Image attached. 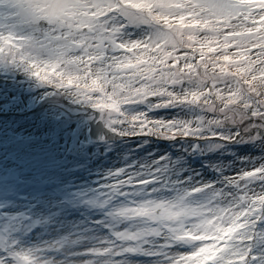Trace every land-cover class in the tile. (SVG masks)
I'll use <instances>...</instances> for the list:
<instances>
[{
	"label": "clouds",
	"instance_id": "clouds-1",
	"mask_svg": "<svg viewBox=\"0 0 264 264\" xmlns=\"http://www.w3.org/2000/svg\"><path fill=\"white\" fill-rule=\"evenodd\" d=\"M25 7L27 13L20 14L11 0H0V11L14 14L0 30V76L21 77L40 90L50 108L93 123L105 145L118 138L127 143L124 138L141 130V118L152 124L153 135L169 138L170 132L157 127L165 121L154 123L147 110L157 103L161 108L185 100L191 104L199 97L200 107L215 109L204 128L221 129L233 139L236 128L244 133L237 143L248 141L264 152V45L247 59L241 45L224 47L239 39L229 33L257 28L247 18L264 16V7L236 0L232 17L223 21L206 10L204 0H26ZM195 20L200 24L192 27ZM255 43V37L249 38V46ZM224 55L239 62L227 63ZM211 65L229 75H213ZM211 80H226L231 88L222 93ZM175 135L183 138V128ZM208 143L176 156L121 158V166L103 169L104 183L79 189L87 193L79 203L96 218V226L63 243L79 244L91 256L42 258L22 221L5 219L0 222V264H262L264 159L252 158L260 170L255 176H246L244 169L232 173L223 162L194 166L189 157L202 159ZM148 177L152 183L144 182ZM253 180L261 181L258 188L250 186Z\"/></svg>",
	"mask_w": 264,
	"mask_h": 264
},
{
	"label": "rangeland",
	"instance_id": "rangeland-1",
	"mask_svg": "<svg viewBox=\"0 0 264 264\" xmlns=\"http://www.w3.org/2000/svg\"><path fill=\"white\" fill-rule=\"evenodd\" d=\"M11 2L18 6V13H27L26 0ZM238 2L255 8L264 7V0ZM235 3L236 0H204L206 10L216 15L219 21L232 17ZM12 19L14 14L0 11V30L8 26ZM247 19L258 27L250 28L247 32L229 33L228 36L239 39L224 45L225 48L241 45L240 52L244 53V59H247L251 50L264 45V35H259L261 28H264V16L255 19L249 16ZM198 24L200 21L195 20L191 26L196 27ZM180 25L186 26L183 16L180 17ZM253 37L257 39V43L249 46V38ZM99 42L103 44L102 39ZM210 50L217 49L213 47ZM223 61L239 62L234 61L230 55H224ZM185 67L191 68L194 65ZM211 67L215 69L213 75L216 72L224 77L229 75L226 70L215 65ZM207 70L206 67L203 70L196 69V72ZM209 83L213 87H220L222 93L226 88H231L226 80H211ZM173 86L174 82L170 80L168 88L172 89ZM175 87L180 88V85ZM39 91L29 88L21 77L0 83V222L5 219L10 224L22 221V226H26L25 236L38 243L42 258L51 256L61 261H72L77 257L92 255L79 244L69 246L63 241H74L83 230H94L96 218L87 215L79 203L80 200L87 199V193L79 189L89 185L96 188L99 183H104L108 178L100 179L103 169L121 166V158H159L169 153L176 156L198 149L207 140L209 151L202 159L192 160L189 157L194 166L203 167L208 161L223 162L232 173L244 169L246 176H255L260 170L255 168L252 158L264 159V152L250 146L251 142L237 143L240 136L244 135L242 131L232 128L231 133L235 134L233 139L231 134L223 135L221 129H216L213 133L204 128L207 117L212 116L215 109L209 112L207 106L200 107L199 97H196L197 102L191 104L185 100L168 103L161 108L157 103L156 107L147 110L154 123L161 119L165 121L163 126L157 123V127L160 132H170L169 138L153 135L152 124L141 118V130L130 139L124 138L127 143L117 140L115 144L109 142L105 145L99 138L89 135V122L82 116L50 108L40 99ZM208 91L211 92L212 88ZM161 95L165 93L162 92ZM180 121L185 123L181 124ZM188 121L191 123H187ZM179 128L184 130L183 138L175 135ZM243 157L248 159H242ZM204 173L208 174V168H204ZM144 182L152 183L151 177ZM259 183L261 181L253 180L250 186L258 188ZM56 241L61 243L55 248L47 246L49 242ZM64 248H68V251L64 252ZM206 251L208 250H200L201 253ZM208 259L210 258H205ZM252 259L259 260V257L253 256Z\"/></svg>",
	"mask_w": 264,
	"mask_h": 264
},
{
	"label": "water",
	"instance_id": "water-1",
	"mask_svg": "<svg viewBox=\"0 0 264 264\" xmlns=\"http://www.w3.org/2000/svg\"><path fill=\"white\" fill-rule=\"evenodd\" d=\"M90 124L92 125V128H91V134H92V136L98 137V130H97V128L93 125V123H90Z\"/></svg>",
	"mask_w": 264,
	"mask_h": 264
},
{
	"label": "snow or ice",
	"instance_id": "snow-or-ice-1",
	"mask_svg": "<svg viewBox=\"0 0 264 264\" xmlns=\"http://www.w3.org/2000/svg\"><path fill=\"white\" fill-rule=\"evenodd\" d=\"M229 231H230V229H229ZM262 264H264V262H262Z\"/></svg>",
	"mask_w": 264,
	"mask_h": 264
}]
</instances>
